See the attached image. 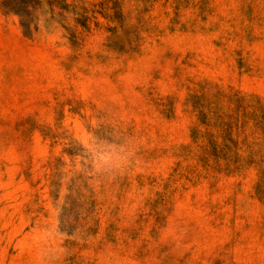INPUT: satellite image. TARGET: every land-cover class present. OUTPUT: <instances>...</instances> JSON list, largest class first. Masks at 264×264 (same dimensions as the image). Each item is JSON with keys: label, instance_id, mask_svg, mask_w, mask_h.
<instances>
[{"label": "rangeland", "instance_id": "1", "mask_svg": "<svg viewBox=\"0 0 264 264\" xmlns=\"http://www.w3.org/2000/svg\"><path fill=\"white\" fill-rule=\"evenodd\" d=\"M0 264H264V0H0Z\"/></svg>", "mask_w": 264, "mask_h": 264}]
</instances>
